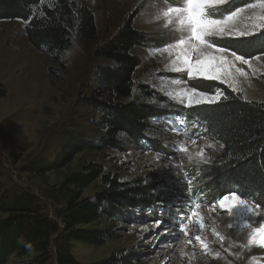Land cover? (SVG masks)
Segmentation results:
<instances>
[{
  "label": "rangeland",
  "instance_id": "1",
  "mask_svg": "<svg viewBox=\"0 0 264 264\" xmlns=\"http://www.w3.org/2000/svg\"><path fill=\"white\" fill-rule=\"evenodd\" d=\"M75 1L95 15L98 39L93 46L112 38L127 18L136 17L134 27L147 39L132 52L141 59L134 75V95L147 99V104L163 111L164 116L152 118L151 124L157 128L146 134L140 144L126 143L121 150H79L99 141L102 134L101 126L96 124L100 120L98 113L87 101L94 93L95 68L105 62L95 59L93 47L79 40H75L61 62H55L28 43L24 22L0 21V197L29 193L37 198V205L43 209L40 211L55 219L56 212L64 207L66 177L85 163H97L122 182L142 178L158 199L144 213L133 211L134 216L115 224L116 238L103 246L72 242L70 255L78 264H100L119 252L126 257L124 264H264V248L254 240L249 243L255 236L254 229L264 224V206L257 209L254 198L236 192L247 197L246 204L258 213L245 217L236 209L228 211L227 204L221 208L219 200L224 195L205 193L201 169L208 161L209 150L215 146L207 138L208 126L193 118L195 122L186 121L185 127L177 129L173 120L174 115L189 118L190 110L222 98L221 91L209 94L197 89L195 83L200 81L225 84L248 101L264 103L263 45L261 51L247 55V48L236 44L243 42L248 47L250 41L263 36L264 27L255 29L254 35L235 34L236 30L251 29L255 24L264 25V21L255 19L264 10L248 7L252 3L258 5L260 0H224L206 10L224 19L238 7L245 8L240 16L226 21L225 34L205 37L212 48L204 46L191 53L193 60L225 57L228 72L218 79L174 70L186 69V65L176 61L181 50L169 45L185 38L188 30L179 25L175 14L165 17L163 12L168 7L183 6V0ZM228 29L233 30L231 35L227 34ZM217 48L224 51L218 52ZM232 53L245 59H260H252L250 68ZM237 68L247 75L237 73ZM142 89L150 92L151 98L143 95ZM151 145L157 148L154 150ZM76 149L78 153L68 165L53 168L66 152ZM37 167L42 169L35 170ZM102 189L98 180L83 191L82 198H92ZM4 217L0 214V219ZM246 220L250 221L247 226ZM95 227L97 224L80 228ZM182 227L185 231H181ZM196 235L207 249L194 239ZM58 250L59 246L54 244L47 264H57ZM37 257L14 259L8 264L29 263Z\"/></svg>",
  "mask_w": 264,
  "mask_h": 264
},
{
  "label": "trees",
  "instance_id": "2",
  "mask_svg": "<svg viewBox=\"0 0 264 264\" xmlns=\"http://www.w3.org/2000/svg\"><path fill=\"white\" fill-rule=\"evenodd\" d=\"M135 18H127L112 38L93 46L98 39L95 15L80 2L0 0V21L24 22L28 43L51 60L61 62L75 40H79L93 47L95 59L105 62L95 68L94 93L87 101L98 113L100 120L96 124L101 126L102 134L99 141L79 150H121L126 143L140 144L146 134L157 128L151 124L152 118L164 116L163 111L148 105L147 99L134 95V75L141 59L132 52L147 39L134 27ZM236 44L246 47L247 55H253L262 50V45L264 50V33L255 42L250 41L248 47L243 42ZM195 85L204 93L221 91L223 95L218 102L197 106L188 113L206 123L207 138L215 145L201 169L204 192L215 196L238 192L264 206V103L248 101L216 81ZM142 90L151 98L150 92ZM75 153L77 149L66 152L53 168L68 165ZM98 180L103 189L92 198L83 199V191ZM64 189V207L56 212L55 219L40 211L37 198L29 193L0 197V214L5 215L0 219V264L31 255L38 257L23 264H47L54 244L59 246L57 264H78L70 255L72 242L103 246L116 238L115 224L134 216L133 211L144 213L158 199L142 178L122 182L119 176L106 173L102 165L93 162L67 176ZM91 224L97 227L80 228ZM125 259L119 252L100 264H124Z\"/></svg>",
  "mask_w": 264,
  "mask_h": 264
},
{
  "label": "snow or ice",
  "instance_id": "3",
  "mask_svg": "<svg viewBox=\"0 0 264 264\" xmlns=\"http://www.w3.org/2000/svg\"><path fill=\"white\" fill-rule=\"evenodd\" d=\"M223 2L224 0H183V6L168 7L163 12V15L165 17H171L173 14H175L179 25H181L182 27H186L188 30V35L185 38L179 39L174 45H169V47H176L181 50L177 53L176 61L186 65V69L176 67L174 69L175 71L186 70L189 74L195 72L197 74L203 75L205 78L208 79L221 78V75L223 73L228 72V69L225 67L226 58L223 56H204L203 58L198 57L195 60H193L191 57V53L193 51H199L204 46L212 48L213 44L207 41L205 37L225 34L226 21L232 20L233 17L240 16V14L245 11V8L238 7L237 9L233 10L231 14L227 15L224 19L216 18L214 14H210L206 11L207 9L212 8L215 5ZM248 7L252 9L259 7L260 9L264 10V0H260V3L258 5L255 3L248 4ZM249 19H251V17H249ZM255 19L258 21H264V13L257 15ZM171 23L172 20L168 19V24ZM261 27H264V25L255 24L252 26L251 29L246 27L244 30H236L235 34L238 36L254 35L255 29ZM232 32V29H228L227 34L231 35ZM216 50L218 52L224 51L223 48H217ZM165 51H167V48H165ZM232 54L233 56H235L236 60L248 65L250 68L252 67V59H260L259 56H254L249 59H245L243 56H238L235 53ZM236 72L243 76L247 75V73L240 68H237ZM193 143H195V141H193ZM182 151H187V149H182ZM247 199V197H241L236 192H230L224 195L222 199L219 200V204L222 209H224L227 204L228 211L231 212L232 209H236L237 211L241 212L242 215L245 217L251 215H258V213L255 212L251 206L246 204L245 201ZM196 207H199V205H196ZM256 208L258 209L259 205H256ZM191 215L194 216L196 215V213L193 211ZM156 223L157 225H159L160 222L157 221ZM249 223L250 221H245L246 226ZM200 227L203 228V224H201ZM181 231H185V229L182 227ZM254 232L255 236L252 240L249 241V243H252L254 240L257 246L264 248V224H262L260 228L254 229ZM194 239L200 242L202 246L207 249V245L203 244L199 235H196ZM189 243H191V241H189Z\"/></svg>",
  "mask_w": 264,
  "mask_h": 264
}]
</instances>
